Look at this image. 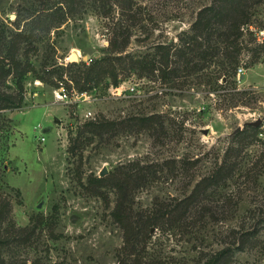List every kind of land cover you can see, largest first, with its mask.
Listing matches in <instances>:
<instances>
[{"label":"rangeland","instance_id":"1","mask_svg":"<svg viewBox=\"0 0 264 264\" xmlns=\"http://www.w3.org/2000/svg\"><path fill=\"white\" fill-rule=\"evenodd\" d=\"M213 1L143 0L144 11L153 12L158 26L145 43L139 41L145 37L141 28L136 29L129 52L144 53L151 43L176 41ZM55 3L0 0V66L8 64L6 54L20 63L9 77H0V90L19 94L23 86L25 97L21 109L0 111V206L10 215L0 228L6 242L0 247V263L120 264L123 231L111 215L116 194L110 186L101 189L108 200L95 193L94 178H103L105 168L108 177L137 160L177 162L175 174L159 173L136 194V209L151 210L157 198L170 203L188 197L222 164L226 152L239 146L243 169L222 196L193 208L187 225L154 232L140 254L158 264H200L232 247L235 257L227 264H264V0L245 2L250 30L242 29L240 62L228 84L221 74L205 69L204 74L183 73L166 82L122 76L118 87L105 77L92 88L83 79L85 68L71 63L108 54V20L90 4L55 24L53 16L46 19L57 9ZM17 34L23 36L14 39ZM61 75L72 80L70 92L60 88ZM233 87L240 93L238 104L220 106L216 90ZM152 114H161L166 126L157 143L148 131L126 132L95 139L76 156L69 154L70 131L75 135L86 121L100 115L122 120ZM257 122L263 135L243 148L245 136L235 138L236 131ZM215 205L224 211L212 220L209 206ZM243 238L248 244L238 251Z\"/></svg>","mask_w":264,"mask_h":264},{"label":"trees","instance_id":"2","mask_svg":"<svg viewBox=\"0 0 264 264\" xmlns=\"http://www.w3.org/2000/svg\"><path fill=\"white\" fill-rule=\"evenodd\" d=\"M143 0H56L53 5L57 9L52 14L46 15V19L53 16L57 19L55 24L63 21V18L75 15L81 8L94 4L101 11V15L108 20L107 35L109 39L108 54L88 65L84 61L72 62V66H82L83 79L89 86L97 85L105 77L111 79L113 86L118 87L122 76L138 75L139 78H157L161 81L177 79L179 74H199L205 69L209 74H221V78L229 83L231 74L240 62V55L244 46L242 37L244 27L249 31L251 14L244 6L250 0H214L210 6L201 9L189 31L180 34L177 40L168 43L156 42L146 45L144 53H130L134 31L141 28L145 35L139 38L140 42H147L151 37V29L158 26L153 12L144 11ZM119 8L118 13L113 8ZM147 6V5H146ZM148 8V6H147ZM56 15L62 17L56 18ZM46 22V21H45ZM17 34L14 39L22 37ZM1 45V44H0ZM9 45V44H8ZM8 45L4 48L7 49ZM8 64L0 66V77H9L20 63L11 54L4 57ZM2 67V68H1ZM204 74V72H203ZM60 88H68L72 80H66L60 76ZM80 87V91H87ZM236 87L226 92H218L217 102L222 106L225 102L235 107L240 93ZM24 88L21 86L19 94H10L0 90V111L17 110L23 107L25 100ZM166 130L164 117L161 114L144 116H131L122 120H110L104 115L84 122L77 128L76 134L70 131L69 154L76 156L83 147L91 144L95 139L110 140L120 133H141L148 131L154 142L163 136ZM263 133L259 127L247 126L243 131L235 134V138L245 136L243 148H246L251 140ZM242 153L240 147H232L227 152L222 164L207 177L196 184L192 193L183 200L173 199L170 203H163L155 199L151 210L136 209V194L150 186L158 178L159 173L165 171L175 174L177 162L165 161L162 164H145L137 160L120 165L115 172L108 177L94 178L91 184L95 193L105 196L101 189L110 186L116 194L115 207L111 212L114 221L123 231L124 245L119 259L120 264H158L156 261H145L140 254L144 241L151 239L154 232L163 230L166 226L177 228L188 224L193 208L205 205L207 199L213 195L222 196L228 183L243 169L241 162ZM225 197V196H224ZM225 199H228L225 197ZM210 203V201H209ZM224 211L223 206H209V217L216 220ZM9 215L4 206H0V228ZM11 221V220H10ZM246 238V236H245ZM5 240L0 236V247L5 245ZM248 239L242 240L238 251H244ZM235 250L226 247L214 252L207 258H202L200 264H227L235 257ZM1 264V263H0Z\"/></svg>","mask_w":264,"mask_h":264},{"label":"water","instance_id":"3","mask_svg":"<svg viewBox=\"0 0 264 264\" xmlns=\"http://www.w3.org/2000/svg\"><path fill=\"white\" fill-rule=\"evenodd\" d=\"M251 125H253V126H255V127H258V126L260 125V123L257 122V123L251 124ZM241 130H242V128H239V129L236 131V133L239 132V131H241ZM107 174H108V170L105 168V169L101 172V176H102V177H105V176H107ZM40 207H41V205H40Z\"/></svg>","mask_w":264,"mask_h":264},{"label":"built area","instance_id":"4","mask_svg":"<svg viewBox=\"0 0 264 264\" xmlns=\"http://www.w3.org/2000/svg\"><path fill=\"white\" fill-rule=\"evenodd\" d=\"M84 62H86L87 64L90 65L93 62V59L90 58V59L85 60ZM43 140H45V139H43Z\"/></svg>","mask_w":264,"mask_h":264}]
</instances>
